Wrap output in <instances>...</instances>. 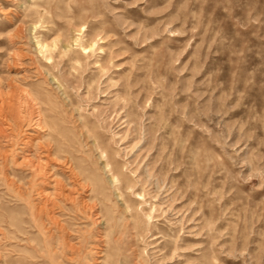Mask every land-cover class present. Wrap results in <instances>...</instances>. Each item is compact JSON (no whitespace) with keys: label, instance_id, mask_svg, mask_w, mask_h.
Segmentation results:
<instances>
[{"label":"rangeland","instance_id":"obj_1","mask_svg":"<svg viewBox=\"0 0 264 264\" xmlns=\"http://www.w3.org/2000/svg\"><path fill=\"white\" fill-rule=\"evenodd\" d=\"M115 263L264 264V0H0V264Z\"/></svg>","mask_w":264,"mask_h":264},{"label":"bare ground","instance_id":"obj_2","mask_svg":"<svg viewBox=\"0 0 264 264\" xmlns=\"http://www.w3.org/2000/svg\"><path fill=\"white\" fill-rule=\"evenodd\" d=\"M58 44V41L54 40L52 43H44L43 40H37V46L40 50V52L44 53V52H48V55L46 57L48 58H52V53L50 52L51 51V48L53 49V47H55L56 45ZM69 48L67 46L64 47V50H68ZM82 50H84L82 53L88 55L90 54L91 50L89 49V45L86 44L84 46H82ZM61 53V52H60ZM62 54V53H61ZM57 84L59 87H61V84L60 82L57 80ZM13 96V95H12ZM30 97V96H29ZM9 98V97H8ZM34 98V96H33ZM14 99V98H13ZM13 99H9L8 102L3 106L2 105V108H1V114L5 115L6 117H9L12 121L14 122H17V120L19 119L20 117V112H19V108L17 106V102L13 101ZM47 99V98H46ZM15 100V99H14ZM33 100V99H32ZM4 101V100H3ZM2 101V102H3ZM5 103V102H4ZM43 103V102H42ZM34 104V103H33ZM40 109V108H39ZM41 111V110H40ZM39 111V113H40ZM43 111V110H42ZM42 113V112H41ZM42 115V114H41ZM43 120V123L45 126L49 127L50 129H55V124L52 122V121H49V120H46V119H42ZM18 123V122H17ZM44 125H40V126H44ZM44 126V127H45ZM42 128V127H41ZM50 134V133H49ZM48 134V135H49ZM51 135V134H50ZM49 135V136H50ZM53 138V141L56 145V151H65L63 150L60 145H59V141L58 139ZM52 141V140H51ZM53 143V142H52ZM59 145V146H58ZM54 151V154L57 155L58 153ZM69 153V152H68ZM61 157V156H60ZM66 158L68 160V162H70V167L73 166L72 168L74 167H78V160H76L75 156H73L72 154H67L66 155ZM75 170V168H74ZM78 170V169H76ZM34 171V170H33ZM80 172V170H79ZM81 176L83 175L84 178L87 177V175H85L83 172H80L79 173ZM99 201V200H98ZM102 200H100V204H101ZM102 207V206H101ZM100 212L102 213V218H104L106 220V224L107 225V222H108V217H107V214L106 212L102 209H100ZM22 224V223H21ZM177 249V247H174L173 248L171 247L170 248V252L173 254V251H175ZM187 253V252H185ZM187 255V254H185ZM116 264V263H115Z\"/></svg>","mask_w":264,"mask_h":264}]
</instances>
